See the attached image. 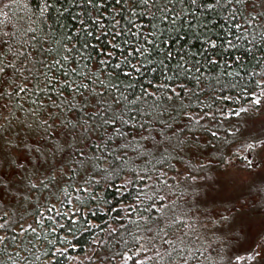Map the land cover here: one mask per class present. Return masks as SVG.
<instances>
[{"label": "trees", "instance_id": "trees-1", "mask_svg": "<svg viewBox=\"0 0 264 264\" xmlns=\"http://www.w3.org/2000/svg\"><path fill=\"white\" fill-rule=\"evenodd\" d=\"M0 41V264H246L264 248V234L249 247L230 237L222 257L210 192L224 164L264 146V0H0ZM109 41L110 63L97 54ZM81 110L90 130L69 132ZM158 119L193 125L182 151L194 167L153 165L126 143ZM162 204L165 231L182 234L172 247L156 237Z\"/></svg>", "mask_w": 264, "mask_h": 264}, {"label": "snow or ice", "instance_id": "snow-or-ice-1", "mask_svg": "<svg viewBox=\"0 0 264 264\" xmlns=\"http://www.w3.org/2000/svg\"><path fill=\"white\" fill-rule=\"evenodd\" d=\"M88 2L92 3V0H88ZM117 2H119V0H117ZM148 2L149 0H143L144 4H148ZM192 2L195 3L196 0H192ZM153 3L155 4L156 0H153ZM166 7L167 6L165 5V8ZM160 19L161 21H167L169 19V12L164 11ZM172 19L173 21H175V17H172ZM88 35L91 36L92 33H88ZM111 35L115 39V37L118 36L119 33L113 32L111 33ZM105 36H107V33L105 34ZM96 39L99 40V37H96ZM177 39H179V37H177ZM164 43L167 44L168 41L166 40L164 41ZM93 47H96V46H93ZM213 47H215L214 44H213ZM118 50H119V45L114 44L111 41H109L108 48L98 49L97 54L104 56L106 58V61L110 63L114 57V54ZM134 51L141 55L144 54L143 52H141L140 48H137ZM146 51L147 49L144 50V52ZM2 53H3V42L0 41V56H2ZM131 55L132 53L130 52L128 53V56L124 58V61H123L124 64L126 65L129 64L128 57H130ZM167 57L168 59L173 58L172 51L167 52ZM64 59H67V57H65ZM101 62L104 63L105 61H101ZM56 63L59 64V61H57ZM130 67L137 73L141 71V69L139 67H136L135 65H130ZM115 68L120 69L121 63L120 62L116 63ZM165 68H167V65H165ZM153 71H155V69H153ZM3 72H4V67L2 66V60H0V73H3ZM65 75H67V73H65ZM124 75L131 76L132 73L125 72ZM166 79L171 80L173 78L166 77ZM84 87H87V86L85 85ZM159 88H162L170 92V95L167 96L168 100H173V99H175L176 101L182 100V93L184 92L183 86L177 85L176 87H172L171 85L164 83L160 85ZM177 88H180V91H177ZM73 90L76 91V89H73ZM20 91H24V89L21 88ZM148 94L149 93H147V90L145 89L144 95H148ZM254 103L259 105L260 101L257 99L254 101ZM177 111L178 110L176 108L172 109V112H177ZM240 111H245V109H241ZM239 114L240 112L236 113L237 116ZM162 115L163 114L161 113V116ZM88 119H91V117H89ZM185 119L188 121H195L196 124H199V121L201 118L196 117V116H185ZM105 123H107V121H105ZM123 123L126 124L127 122L124 121ZM156 123L159 125V127L155 129L152 128V126L147 123H142L141 125H139V127L144 130L141 133H139L142 139L137 140L134 135L133 139L131 141H126V143L133 144L134 145L133 150L138 155L144 157L145 159H148L149 163L153 165H160L161 167H163V165L167 163L170 168H175V164L173 163V161H176V163L184 164L187 167H194L192 165L191 160L187 159L184 156V153L182 151V149L186 148V145L190 143H194L195 141L198 140V137H196L195 135H192L190 137L187 136V133L191 131V128L193 127V125L186 124L184 126H181L180 124H175L171 119H168V120L158 119ZM65 126L67 127L69 132H75L78 129L83 128L85 133H87L91 127L90 125H88V120L83 118L82 110H81V117L80 119L76 121L75 124H73L70 121H67L65 122ZM114 132L117 133L119 138L121 139H126V137L129 135V133L121 132L120 128H116V127H114ZM152 132H155V135H151ZM145 133H148V134L145 135ZM212 135L215 136L216 134L212 133ZM142 141H148V143H143ZM124 146L125 145H121V147H124ZM241 147L246 148L247 150H251L253 147H255V145L248 143L246 145H242ZM151 149H155V151H152ZM81 155H83V153H81ZM245 159H247V157H245ZM248 163L249 165H251L250 160H248ZM161 175H163V173H161ZM141 179H143V177H141ZM164 182L166 183V181ZM164 199L165 198L163 196L159 197L160 201H164ZM151 207H155V205H151ZM163 207L164 205L162 204L161 208L158 210L161 213V217H160L159 223H157L156 225V228L158 229L156 233V237L160 238L162 245H167L169 247H172V246L182 243V234L176 233V234L169 235L165 231V229L167 227H170V225L164 224V220L167 219V217L163 216ZM176 222H179V221L177 220ZM160 233H164V235L160 237L159 236ZM156 237H154L153 239H155Z\"/></svg>", "mask_w": 264, "mask_h": 264}, {"label": "rangeland", "instance_id": "rangeland-1", "mask_svg": "<svg viewBox=\"0 0 264 264\" xmlns=\"http://www.w3.org/2000/svg\"><path fill=\"white\" fill-rule=\"evenodd\" d=\"M258 117L264 118L263 110ZM256 122L258 121L255 120L253 126L257 129L259 126ZM12 153L17 158L20 157L16 150ZM255 156L251 166L239 165L237 162L227 166L224 164L222 168H227L221 172L215 189L212 186L210 190L214 196L213 201L222 203L220 210L224 211L219 215L217 211L216 216L220 217L216 225L217 231H225L229 242V245L222 249V257L233 253L236 248L237 244L231 243L230 237L234 240L240 239L239 242H246V247H249L264 234V146L259 148ZM245 195L249 196L240 198ZM246 264H264V248Z\"/></svg>", "mask_w": 264, "mask_h": 264}]
</instances>
